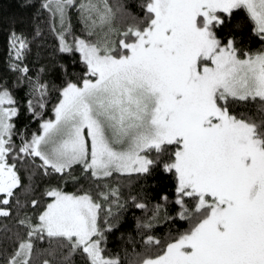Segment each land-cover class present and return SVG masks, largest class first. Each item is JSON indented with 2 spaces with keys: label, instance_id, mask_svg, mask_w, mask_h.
Segmentation results:
<instances>
[{
  "label": "snow or ice",
  "instance_id": "6c2138e0",
  "mask_svg": "<svg viewBox=\"0 0 264 264\" xmlns=\"http://www.w3.org/2000/svg\"><path fill=\"white\" fill-rule=\"evenodd\" d=\"M40 7L57 52L76 58L33 71L28 56L35 43L39 58L44 28H8L0 264H264V0ZM236 11L258 47L230 27ZM56 65L59 84L46 78ZM22 85L26 100L16 95ZM22 112L28 123L18 127ZM157 173L174 188L157 193L149 214L140 181ZM125 207L143 214L122 258L107 244Z\"/></svg>",
  "mask_w": 264,
  "mask_h": 264
},
{
  "label": "trees",
  "instance_id": "16d2710c",
  "mask_svg": "<svg viewBox=\"0 0 264 264\" xmlns=\"http://www.w3.org/2000/svg\"><path fill=\"white\" fill-rule=\"evenodd\" d=\"M127 2L129 6L132 7L133 11H139L137 7L139 0H127ZM40 4L41 0H30V4H28V6H25V0H0V72H2L3 67L7 62L8 46L6 36L10 25H14L18 30H23L25 34H31L36 23H39L44 28V43L40 45L39 58H37V45L35 43L32 45V52L28 56V63L33 71H35L41 64L52 66L57 59H61L65 63L70 64L71 60L76 58L75 56H71L69 54L57 52V41L46 27V18L48 14L46 10L40 7ZM37 13H39V15H37ZM71 21L73 25L72 30L76 34H80L81 24L74 9L71 13ZM230 27L236 31L238 35L243 36L245 44L251 40L252 47L259 46L258 41L249 31L250 22L245 19V13L243 11H236L234 13L230 21ZM73 67H75L76 71L79 72L82 65L77 62V64ZM46 78H50L55 83L59 84L62 79L59 66L56 65L53 67L52 71ZM25 91L26 86L22 85L16 91L17 97L19 99L26 100L27 97L25 96ZM56 96L57 92L54 89L49 92V98L47 101L48 107L44 112L46 117L51 114L50 110ZM28 119V115L22 112L20 120L18 121V127H22L24 124H27ZM36 126V121H32L30 127L35 129ZM16 139L19 141V137ZM140 183L144 186V191L146 193L145 202L149 206V214L152 204L157 198V193L167 192L171 194L174 188V181L167 174L161 176L157 173L152 177H149L146 183L143 180L140 181ZM67 189L70 191L74 190L71 184L67 186ZM122 213V227L109 235L107 248L111 253H119L123 258L124 248L127 247V234L132 233V235H136V217L141 216L143 214V210L135 207H125L122 210ZM179 226L183 228L186 227V224L181 223ZM156 231L157 234H160L164 231V228L162 226H158ZM121 233H124L123 238ZM136 239L138 241L139 236H136Z\"/></svg>",
  "mask_w": 264,
  "mask_h": 264
},
{
  "label": "rangeland",
  "instance_id": "374dc122",
  "mask_svg": "<svg viewBox=\"0 0 264 264\" xmlns=\"http://www.w3.org/2000/svg\"><path fill=\"white\" fill-rule=\"evenodd\" d=\"M69 39H71V37H69Z\"/></svg>",
  "mask_w": 264,
  "mask_h": 264
}]
</instances>
